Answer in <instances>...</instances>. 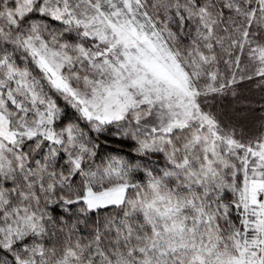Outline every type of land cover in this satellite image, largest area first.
<instances>
[{
	"label": "snow or ice",
	"instance_id": "6c2138e0",
	"mask_svg": "<svg viewBox=\"0 0 264 264\" xmlns=\"http://www.w3.org/2000/svg\"><path fill=\"white\" fill-rule=\"evenodd\" d=\"M0 264H264V0H0Z\"/></svg>",
	"mask_w": 264,
	"mask_h": 264
}]
</instances>
